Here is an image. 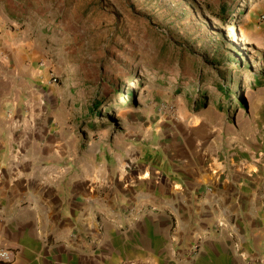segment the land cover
I'll return each instance as SVG.
<instances>
[{
	"label": "rangeland",
	"instance_id": "1",
	"mask_svg": "<svg viewBox=\"0 0 264 264\" xmlns=\"http://www.w3.org/2000/svg\"><path fill=\"white\" fill-rule=\"evenodd\" d=\"M38 95L102 169L264 157V0H0V107Z\"/></svg>",
	"mask_w": 264,
	"mask_h": 264
},
{
	"label": "crops",
	"instance_id": "2",
	"mask_svg": "<svg viewBox=\"0 0 264 264\" xmlns=\"http://www.w3.org/2000/svg\"><path fill=\"white\" fill-rule=\"evenodd\" d=\"M42 96L0 107V264H264V157L102 169Z\"/></svg>",
	"mask_w": 264,
	"mask_h": 264
},
{
	"label": "trees",
	"instance_id": "3",
	"mask_svg": "<svg viewBox=\"0 0 264 264\" xmlns=\"http://www.w3.org/2000/svg\"><path fill=\"white\" fill-rule=\"evenodd\" d=\"M227 9V6H225L224 4L220 7L219 11L215 12V15L213 16V18L217 21H220V22H225L226 19L228 18L229 16V13L226 11ZM234 64V63H232ZM228 75L230 76L231 74L229 73L228 71ZM207 77H201V79H206ZM239 83V82H238ZM217 88H218V93H221L223 95L224 98H227V99H231L232 95H231V92L228 91L227 87H223L221 86V84L217 85ZM118 94H121L120 91H116ZM188 94V99L190 100V91L187 92ZM133 92L130 93L129 97H133ZM219 100H222L221 97L219 98ZM99 104H100V101H95L93 106L89 109L91 113H96L95 112V109L98 108L99 110ZM97 110V111H98Z\"/></svg>",
	"mask_w": 264,
	"mask_h": 264
},
{
	"label": "built area",
	"instance_id": "4",
	"mask_svg": "<svg viewBox=\"0 0 264 264\" xmlns=\"http://www.w3.org/2000/svg\"><path fill=\"white\" fill-rule=\"evenodd\" d=\"M198 252V246L195 245L192 249V253L195 254ZM6 255L7 253L5 251H0V259H5L6 260Z\"/></svg>",
	"mask_w": 264,
	"mask_h": 264
}]
</instances>
